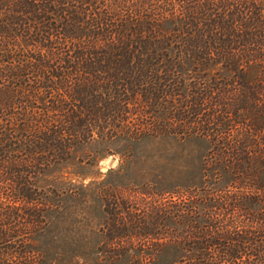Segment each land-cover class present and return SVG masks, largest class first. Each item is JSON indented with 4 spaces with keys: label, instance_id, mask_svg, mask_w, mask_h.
<instances>
[{
    "label": "trees",
    "instance_id": "16d2710c",
    "mask_svg": "<svg viewBox=\"0 0 264 264\" xmlns=\"http://www.w3.org/2000/svg\"><path fill=\"white\" fill-rule=\"evenodd\" d=\"M92 94L131 106V139L209 145L202 185L152 201L149 233L101 230L114 259L264 264V0H0V264H43L44 192L23 173L74 137Z\"/></svg>",
    "mask_w": 264,
    "mask_h": 264
},
{
    "label": "rangeland",
    "instance_id": "374dc122",
    "mask_svg": "<svg viewBox=\"0 0 264 264\" xmlns=\"http://www.w3.org/2000/svg\"><path fill=\"white\" fill-rule=\"evenodd\" d=\"M73 89L93 93L85 85ZM114 91L120 93L118 88ZM98 100L94 94L85 99L86 115L99 118L104 126L114 121L111 128L117 134L106 135L94 122L88 124L86 115L75 113L80 111L77 108L69 115L79 117L72 128L74 137L54 142L46 154L51 161L48 166L23 173L24 179L44 192L36 196L41 203H34L43 208L46 225L31 235L32 247L40 253L43 264H131L129 254L114 259L113 252L105 248L111 241L101 230L108 229L112 237L133 230L146 235L154 229L152 201L202 185L203 162L209 150L205 139H131L120 133L121 121L132 117L131 106L125 108L115 101L98 105ZM26 195L33 197L31 192ZM119 216L127 225L114 228V219ZM175 257L163 254L154 264H167Z\"/></svg>",
    "mask_w": 264,
    "mask_h": 264
}]
</instances>
